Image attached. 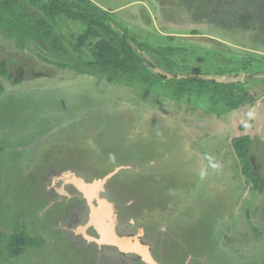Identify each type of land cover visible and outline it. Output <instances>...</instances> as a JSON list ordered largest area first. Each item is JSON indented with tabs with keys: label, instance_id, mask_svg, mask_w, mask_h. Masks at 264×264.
Wrapping results in <instances>:
<instances>
[{
	"label": "rangeland",
	"instance_id": "obj_1",
	"mask_svg": "<svg viewBox=\"0 0 264 264\" xmlns=\"http://www.w3.org/2000/svg\"><path fill=\"white\" fill-rule=\"evenodd\" d=\"M90 1L131 38L180 51L173 66L144 57L174 78L90 68L78 22L48 20L56 52L33 15L0 19V264H147L96 243L91 205L158 264H264V193L232 147L248 135L264 178V0ZM196 73L243 80L178 90ZM74 179L101 189L88 201ZM18 229L42 244L9 259Z\"/></svg>",
	"mask_w": 264,
	"mask_h": 264
},
{
	"label": "trees",
	"instance_id": "obj_2",
	"mask_svg": "<svg viewBox=\"0 0 264 264\" xmlns=\"http://www.w3.org/2000/svg\"><path fill=\"white\" fill-rule=\"evenodd\" d=\"M34 9L41 12L43 18H39ZM29 15L36 17L35 25L31 27L30 31L34 35L43 38L47 42L48 49L56 52H65V50L61 46L60 38L54 34L53 27L48 20L55 21V19L63 17L68 21L82 24L84 32L77 38L73 50L79 53L84 47H87L91 56L88 66L101 71L114 70L136 75L146 80L149 77L165 79L164 76L150 71L144 57L146 55L156 57L161 59L167 66H173L175 62L170 57L180 52L170 47L164 49L153 48L147 42L131 38L126 29L119 28L116 25L109 12L101 9L90 0L1 1L0 19L2 23H16L18 19L30 23L32 20ZM151 66L153 68L158 67L153 62H151ZM0 74H7L3 62H0ZM201 76L199 73L189 75L186 80H183V85H180L178 90L184 89V91L193 92L197 88L201 91L200 88L203 85L233 87V84H218L209 79H202ZM1 92L2 87H0ZM214 93L217 94L218 91H214ZM232 147L236 157L242 164V173L248 178L252 188L264 193V178L254 171L251 163V138L248 135L235 137L232 140ZM41 244V239L27 235L24 229H18L8 236L7 257L17 259L26 254L29 249L37 248Z\"/></svg>",
	"mask_w": 264,
	"mask_h": 264
},
{
	"label": "water",
	"instance_id": "obj_3",
	"mask_svg": "<svg viewBox=\"0 0 264 264\" xmlns=\"http://www.w3.org/2000/svg\"><path fill=\"white\" fill-rule=\"evenodd\" d=\"M155 72L159 73L162 76H165L167 78H174L173 75H170L164 71L159 70L158 68L155 70ZM260 77L264 78V75H260ZM202 79H209L214 81L218 84H234L237 82H241L243 80L242 75L239 76H233V75H221V76H201ZM78 189L86 196L88 201H90V198L93 193L96 191H99L101 189V184H93L88 185L85 184L82 180L74 179L72 181ZM92 191L91 195L86 194V191ZM92 217L94 220V223L97 228V235L98 240H96V243L98 245H105V246H111L116 248L120 253L123 254H134L140 257L144 262L147 264H158L152 257L149 246L146 244L141 243L140 237L141 235L137 236H124V235H117L114 233L110 227L105 223L104 219L101 216L100 210L94 206H90Z\"/></svg>",
	"mask_w": 264,
	"mask_h": 264
},
{
	"label": "flooded vegetation",
	"instance_id": "obj_4",
	"mask_svg": "<svg viewBox=\"0 0 264 264\" xmlns=\"http://www.w3.org/2000/svg\"><path fill=\"white\" fill-rule=\"evenodd\" d=\"M211 1V0H210ZM226 1V0H225ZM212 3H214V2H212ZM224 3H227V2H224ZM228 5L227 6H229L230 4L229 3H227Z\"/></svg>",
	"mask_w": 264,
	"mask_h": 264
},
{
	"label": "bare ground",
	"instance_id": "obj_5",
	"mask_svg": "<svg viewBox=\"0 0 264 264\" xmlns=\"http://www.w3.org/2000/svg\"><path fill=\"white\" fill-rule=\"evenodd\" d=\"M89 192V190L88 191H86V193H88Z\"/></svg>",
	"mask_w": 264,
	"mask_h": 264
}]
</instances>
